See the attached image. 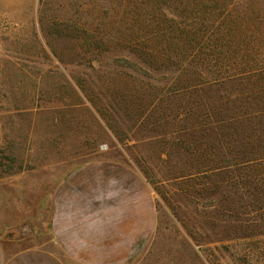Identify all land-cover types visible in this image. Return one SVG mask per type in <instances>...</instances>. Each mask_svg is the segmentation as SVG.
Masks as SVG:
<instances>
[{
  "label": "rangeland",
  "instance_id": "rangeland-1",
  "mask_svg": "<svg viewBox=\"0 0 264 264\" xmlns=\"http://www.w3.org/2000/svg\"><path fill=\"white\" fill-rule=\"evenodd\" d=\"M185 36L197 50L257 54L249 66L261 67L264 0H0V187L7 176L47 187L81 163L120 159L156 201L153 240L134 264H264L260 168L205 172L233 163L203 128L219 95L169 94L178 71L155 72L135 51Z\"/></svg>",
  "mask_w": 264,
  "mask_h": 264
},
{
  "label": "crops",
  "instance_id": "crops-1",
  "mask_svg": "<svg viewBox=\"0 0 264 264\" xmlns=\"http://www.w3.org/2000/svg\"><path fill=\"white\" fill-rule=\"evenodd\" d=\"M3 139L0 123V146ZM2 178L0 264H134L153 240V190L123 160L81 163L49 176L47 187L33 180L14 186L12 178ZM44 222L43 238L28 235L40 233Z\"/></svg>",
  "mask_w": 264,
  "mask_h": 264
},
{
  "label": "trees",
  "instance_id": "trees-1",
  "mask_svg": "<svg viewBox=\"0 0 264 264\" xmlns=\"http://www.w3.org/2000/svg\"><path fill=\"white\" fill-rule=\"evenodd\" d=\"M154 38L152 34L150 40ZM217 40L222 42L220 45L229 42L224 37ZM232 41L238 42L237 39ZM196 42L199 44L200 41L197 38L185 36L177 40L169 39L168 43L174 48L171 50L152 49L144 52L135 48V51L137 55L143 54L139 56L140 59L144 57L142 64L148 65L155 72L178 71L177 75L170 78L175 86L171 88L169 94L198 95L202 92L200 100L203 96L207 97L210 94L209 91L219 95V99L215 102L217 114L210 119L209 124L205 123L203 128L209 134L215 132L216 146L214 148L230 152L233 163L230 166L215 164L205 172H212L215 177L220 178L225 174H231V178L235 175L242 178L241 172L237 170L230 172L229 167L249 168V165L255 164L251 167L260 169L253 176L262 178L264 171L261 167L264 166L261 164L264 162V152L256 151L257 154L249 158L245 154V148H250L251 144L259 145L264 140V65L249 66L251 62L258 60L257 54L213 51V49L197 50ZM162 80L169 79L163 75ZM257 104L260 106L253 111ZM229 112L231 115L228 114Z\"/></svg>",
  "mask_w": 264,
  "mask_h": 264
}]
</instances>
